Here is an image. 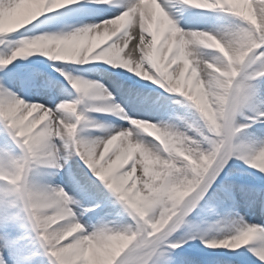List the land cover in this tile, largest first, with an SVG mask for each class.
I'll return each mask as SVG.
<instances>
[{
    "label": "clouds",
    "instance_id": "clouds-1",
    "mask_svg": "<svg viewBox=\"0 0 264 264\" xmlns=\"http://www.w3.org/2000/svg\"><path fill=\"white\" fill-rule=\"evenodd\" d=\"M17 62L59 89L0 78V264H182L197 242L264 264L252 205L205 199L229 165L264 180V0H0V72Z\"/></svg>",
    "mask_w": 264,
    "mask_h": 264
},
{
    "label": "snow or ice",
    "instance_id": "snow-or-ice-1",
    "mask_svg": "<svg viewBox=\"0 0 264 264\" xmlns=\"http://www.w3.org/2000/svg\"><path fill=\"white\" fill-rule=\"evenodd\" d=\"M91 9L87 7H83L80 9L81 14H86L90 12ZM60 23V20L57 18H52L45 22L46 26L49 28H55L56 25ZM19 35V33H18ZM40 66L38 64L29 63L22 64L17 62V64L13 65L6 71L0 72V78H2L3 82L8 86L13 88L15 91L20 92L21 95H25V92H28L27 98L37 99L36 97H42L40 95H36V91L39 89H47L52 93H58L59 85L54 80L45 79L42 72L38 71ZM111 82L109 86L113 88V90H119V92L123 96H127L129 100L143 108L149 109H157L160 107V103L156 102L154 96L146 95L137 90L136 87H132L136 85L137 82L134 80H120L114 77L110 78ZM108 82V80H106ZM25 91H22L21 88ZM44 103H49L47 100ZM6 136V135H5ZM7 137V136H6ZM232 166L229 165V168H226L223 173L216 180V183L213 184L212 188L208 191L207 197L205 199H216L219 197H223V193L232 187ZM103 193L97 189L96 187H90L87 184L84 185L82 189V198L86 202H92L97 199L102 198ZM10 250L18 255L24 254V248L22 245L17 244L15 241L10 243ZM179 252H186L185 248L179 249ZM5 260L8 259V253H5ZM9 264L11 262L9 261ZM179 264V262H178ZM187 264V262H184Z\"/></svg>",
    "mask_w": 264,
    "mask_h": 264
},
{
    "label": "bare ground",
    "instance_id": "bare-ground-1",
    "mask_svg": "<svg viewBox=\"0 0 264 264\" xmlns=\"http://www.w3.org/2000/svg\"><path fill=\"white\" fill-rule=\"evenodd\" d=\"M39 60L40 58H36ZM41 68L44 67L42 64H38ZM46 70V69H45ZM108 83L111 82V79H107ZM40 99L41 102L47 100L50 102V97L45 95L42 97H36ZM7 142V137L3 132H0V144ZM232 187L226 190L223 193L225 198H234L236 201L240 202L241 205L251 204V208L248 210V218L257 223H264V215L260 211L261 199H264V180L257 179L256 177L242 174L235 169L232 170ZM67 178L61 176L58 178L59 182H66ZM250 184V187L245 185ZM253 187V188H252ZM245 210L242 207V211ZM188 246V245H187ZM186 249V258L182 261L191 264L192 258H196L199 261V264H217L218 253H214L208 250H201V247L197 244H192Z\"/></svg>",
    "mask_w": 264,
    "mask_h": 264
},
{
    "label": "rangeland",
    "instance_id": "rangeland-1",
    "mask_svg": "<svg viewBox=\"0 0 264 264\" xmlns=\"http://www.w3.org/2000/svg\"><path fill=\"white\" fill-rule=\"evenodd\" d=\"M185 248H188V246L186 245Z\"/></svg>",
    "mask_w": 264,
    "mask_h": 264
}]
</instances>
